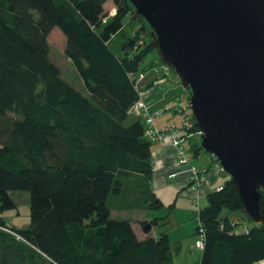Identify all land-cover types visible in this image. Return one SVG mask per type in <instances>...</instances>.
<instances>
[{
    "label": "trees",
    "instance_id": "16d2710c",
    "mask_svg": "<svg viewBox=\"0 0 264 264\" xmlns=\"http://www.w3.org/2000/svg\"><path fill=\"white\" fill-rule=\"evenodd\" d=\"M127 15L124 0H0V212L15 208V191L28 193L30 211L26 229L10 230L0 217V264H171L165 233L139 239L108 206L126 193V181L147 182L154 147L141 119H128L140 92L161 74L148 76L142 67L156 51L153 40L132 17L147 39L136 31L122 55L111 46ZM54 35L85 93L52 62ZM199 131L193 122L192 132ZM194 144L192 151L201 152ZM223 184L199 209V264L263 261L262 227L249 225L228 175Z\"/></svg>",
    "mask_w": 264,
    "mask_h": 264
},
{
    "label": "water",
    "instance_id": "95a60500",
    "mask_svg": "<svg viewBox=\"0 0 264 264\" xmlns=\"http://www.w3.org/2000/svg\"><path fill=\"white\" fill-rule=\"evenodd\" d=\"M124 1L189 93L201 150L264 231V0Z\"/></svg>",
    "mask_w": 264,
    "mask_h": 264
},
{
    "label": "crops",
    "instance_id": "0c3cea01",
    "mask_svg": "<svg viewBox=\"0 0 264 264\" xmlns=\"http://www.w3.org/2000/svg\"><path fill=\"white\" fill-rule=\"evenodd\" d=\"M159 65L147 68V75H151L152 70L160 71V77L156 78L151 87L140 92V99L145 101L150 109H157L166 107L169 109L161 118L156 121V127L161 128L167 124H174L179 126L182 118V114L176 112L180 103V96L184 95L182 87L180 86L178 79L171 73L162 74ZM181 89V91L176 90ZM185 97V96H184ZM183 107V106H182ZM129 120L134 119L133 115L129 113ZM196 137H191L186 142L187 155L192 163L198 168H208L209 175L212 182V188L216 187L220 182V175L222 172L216 170L214 162L210 156H202L199 153L192 151V147L195 145ZM154 150L151 154V175L150 178L141 184L139 188L133 187L134 192L131 193V197L122 202H116L118 210L120 211L119 217H111L113 219L129 220L131 226L139 239H145L146 237L156 238L161 233H165L168 236L170 244V259L171 264H199L201 252L195 248L196 228L195 221L196 210L190 206H187L188 217L187 219H180V214L177 211V202L180 199L193 200V193L189 190L186 182V176L179 174L172 178L171 175L178 171L176 165L175 151L170 146H162L159 144H153ZM174 181V182H171ZM142 186H144L143 189ZM160 188L169 189L166 194L176 193L174 203H165L164 199L158 198L156 192ZM143 197L140 198V194ZM121 197V196H120ZM119 199V198H117ZM142 199V200H141ZM118 201V200H116ZM139 201L141 202L139 204ZM168 206V213L165 216H158L155 211L163 205ZM159 207V208H158ZM200 209V207H199ZM198 209V215H199ZM199 219V217H198ZM149 226L148 231L145 227Z\"/></svg>",
    "mask_w": 264,
    "mask_h": 264
},
{
    "label": "rangeland",
    "instance_id": "374dc122",
    "mask_svg": "<svg viewBox=\"0 0 264 264\" xmlns=\"http://www.w3.org/2000/svg\"><path fill=\"white\" fill-rule=\"evenodd\" d=\"M107 9L109 8V10L107 11H113V6L112 4H108L107 5ZM33 15L36 17V13L33 12ZM123 30L122 32L119 34V36L113 39L112 41V48L116 51L117 54L120 53V55H122L121 53V49L122 45L124 43H128L129 39L132 38L134 36V33L140 32L137 36H141V34L143 35V38L147 39L144 34V30H143V26L137 22L136 20H133L132 17H130L129 15L126 16V18L124 19V25H123ZM143 27V28H142ZM57 30H53L52 32H55ZM136 35V34H135ZM135 37V36H134ZM133 37V38H134ZM142 42L143 47L146 46V43L143 41H139ZM141 44V43H140ZM49 48H50V58L52 60V62L59 68L62 78L68 82L69 84H71L75 89H77L78 91L85 93V89L82 83V80L80 78V76L78 75V73L76 72V70L74 69V67L71 65L70 61L65 57L64 55V41L62 38H60V36L58 35H54L51 37L50 42H49ZM160 58L157 55V52H152L151 54H149L144 62L142 67L143 68H149L150 66L152 67L153 65L157 66L159 65V67H161V71L162 67L164 65H162L160 63ZM160 71H154L152 70V72L150 73L152 77H157V74ZM164 72V71H163ZM171 72V71H170ZM171 74L173 76H175L172 72ZM176 77V76H175ZM179 82V81H178ZM180 84V83H179ZM182 89V88H181ZM181 89H177V91H181ZM185 96V97H184ZM189 95L184 94L183 96H180L179 100L181 105L183 106L184 109L187 110V112L189 111V113H191V111L189 110L188 106H187V100H188ZM197 143H200V139H195ZM154 150V148H152ZM200 154L202 156H209V154L204 153L203 151L200 152ZM227 175L226 173H221L220 175V182L219 184H223L224 181L226 180ZM174 182V181H171ZM141 184H145L144 180H142L141 178L137 177L134 178V180H128L125 182V191L126 193L123 194L121 197H119V199H115V197H111L108 201V206L111 209L112 212V217H119V210H118V206H116V202H122L127 200L128 198H130L134 192V188L135 186H137L139 188V186H141ZM144 186H142L141 189H143ZM211 188V187H210ZM167 190L169 191V189H163L160 188L159 191L156 192V196H157V201L158 198H162L164 199L165 203L171 202L170 205H172L174 203V198L176 197V193L173 194H166ZM190 190V189H189ZM215 187H213L210 190H204V191H197V192H191L193 193V200H183L180 199V201L178 200L176 206H177V211L180 214V219L184 220L187 219L188 217V210L186 209L187 206L190 204V206L192 208H194V210H196V216H195V221L196 224L198 225V209L199 207H203L206 204V194L214 191ZM10 197L11 199L14 201L15 203V208L7 210V211H3L0 212V217L3 218V220L5 221L6 224H8L7 228H15V229H26L29 226L30 223V211H29V195L27 192H10ZM143 197L142 191L140 194V198ZM118 200V201H116ZM142 200V199H141ZM141 202L139 201V204ZM164 207H161L159 209H157L155 211V213L158 216H165L168 213V206H166V204L163 205ZM237 212H241V211H237ZM236 215L239 213H235ZM119 215V216H118ZM236 215H231V218L235 217L237 218ZM234 218V219H235ZM236 220H234L235 222ZM241 221V219H240ZM250 226L253 225H257L251 221H248ZM11 230V229H10ZM10 230H8V233L13 234ZM198 235L195 234V239L197 240ZM200 253V251H199Z\"/></svg>",
    "mask_w": 264,
    "mask_h": 264
},
{
    "label": "built area",
    "instance_id": "2783aa9c",
    "mask_svg": "<svg viewBox=\"0 0 264 264\" xmlns=\"http://www.w3.org/2000/svg\"><path fill=\"white\" fill-rule=\"evenodd\" d=\"M162 70L164 71H162L164 74L171 73L165 65L162 67ZM142 80L143 76H140L137 82L140 83ZM175 109L177 113L182 114L183 116L180 125L175 126L174 124H167L161 128H157L155 123L169 111L166 107L150 109L146 102L140 99L132 106L129 113L132 114L134 118L141 119L144 137L149 142L162 146H170L174 149L178 171L171 175L172 178L179 174H184L186 176L187 186L192 192L204 191L207 189L210 190L212 189V182L209 175V169L198 168L195 166L187 155V147L185 145L191 137L200 139L201 132H192L194 121L191 114L186 113V109L180 105ZM209 156L213 160L216 170L222 172L217 159L214 156ZM223 187L224 184H220L215 187L214 191L220 192L223 190ZM198 226L199 229L196 233L198 238L196 240L195 248L201 252L204 249L205 244V231L201 224H199V221ZM5 231L8 232V230ZM256 264H264V260Z\"/></svg>",
    "mask_w": 264,
    "mask_h": 264
}]
</instances>
